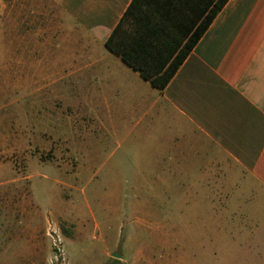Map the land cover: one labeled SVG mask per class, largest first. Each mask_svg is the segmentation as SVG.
Masks as SVG:
<instances>
[{
  "label": "rangeland",
  "instance_id": "obj_1",
  "mask_svg": "<svg viewBox=\"0 0 264 264\" xmlns=\"http://www.w3.org/2000/svg\"><path fill=\"white\" fill-rule=\"evenodd\" d=\"M42 3L0 0V264H259L264 214L240 248L259 226L241 177L193 157L158 169L116 69L52 79Z\"/></svg>",
  "mask_w": 264,
  "mask_h": 264
},
{
  "label": "crops",
  "instance_id": "obj_2",
  "mask_svg": "<svg viewBox=\"0 0 264 264\" xmlns=\"http://www.w3.org/2000/svg\"><path fill=\"white\" fill-rule=\"evenodd\" d=\"M42 1L52 33L44 46L58 48L51 63L64 65L51 78L86 80L116 69L121 87L134 96L135 126L150 131L154 158L163 162L158 169L171 174L176 161L193 157L227 162V174L241 177L236 190L250 199L245 207L259 226L243 234L240 248L258 247L264 214V0H228L162 91L105 48L132 0ZM255 255L264 264V244Z\"/></svg>",
  "mask_w": 264,
  "mask_h": 264
},
{
  "label": "trees",
  "instance_id": "obj_3",
  "mask_svg": "<svg viewBox=\"0 0 264 264\" xmlns=\"http://www.w3.org/2000/svg\"><path fill=\"white\" fill-rule=\"evenodd\" d=\"M228 0H132L105 48L162 91Z\"/></svg>",
  "mask_w": 264,
  "mask_h": 264
},
{
  "label": "water",
  "instance_id": "obj_4",
  "mask_svg": "<svg viewBox=\"0 0 264 264\" xmlns=\"http://www.w3.org/2000/svg\"><path fill=\"white\" fill-rule=\"evenodd\" d=\"M113 257H114V258H120V255L113 254Z\"/></svg>",
  "mask_w": 264,
  "mask_h": 264
}]
</instances>
